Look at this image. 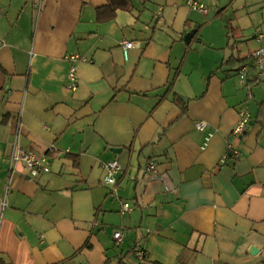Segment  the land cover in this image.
Segmentation results:
<instances>
[{"label":"crops","instance_id":"crops-1","mask_svg":"<svg viewBox=\"0 0 264 264\" xmlns=\"http://www.w3.org/2000/svg\"><path fill=\"white\" fill-rule=\"evenodd\" d=\"M126 1L101 21L109 0H0V264H264V0Z\"/></svg>","mask_w":264,"mask_h":264},{"label":"built area","instance_id":"built-area-1","mask_svg":"<svg viewBox=\"0 0 264 264\" xmlns=\"http://www.w3.org/2000/svg\"><path fill=\"white\" fill-rule=\"evenodd\" d=\"M187 6L192 10V11H197V12H202V13H207L208 9L207 6L202 3L200 0H186ZM3 18V11L0 8V20ZM258 41L261 43V46L252 54L254 63L257 68L256 69V76H255V81L254 83L260 82V80L264 77V32L258 34L257 36ZM121 47L124 52V56L127 59L129 56V51L135 47V43L131 41L124 40L121 42ZM71 61V67L69 70L68 74V81H69V86L72 89H76V84H77V68H76V63L80 60L85 61L86 59L81 57V56H71L70 57ZM247 70V68H246ZM246 76L247 74H242V82H246ZM248 88H251V85H248ZM250 123V116L247 111H241L240 113V120L237 124V126L234 128L233 133L235 135H243L245 132L247 126ZM196 127L198 130L202 131L205 130L207 127L206 122H198L196 124ZM212 134L208 135L206 138V142L204 146H202V149H206L210 140H211ZM14 149L16 150L15 153L12 154V162H23L25 169L27 170L28 174L33 177L37 178L40 174L42 173H49L50 172V162L48 161L46 156H41L36 154L33 151L23 149L20 144L18 138L15 139L14 141ZM235 155H237V152H235ZM105 176H104V183L113 191L117 192L119 189V175L122 172V166L118 160H112L107 162L105 165ZM148 171L150 173L156 172L157 171V164L154 162H151L148 167ZM169 196L172 194L170 193V189L167 187ZM132 210V207L129 203H124L122 207V212L127 213ZM114 239L118 242L122 241L124 237V231L123 230H117L115 231L113 235ZM145 252L143 250H139L136 252L137 258L143 262L145 261Z\"/></svg>","mask_w":264,"mask_h":264},{"label":"trees","instance_id":"trees-1","mask_svg":"<svg viewBox=\"0 0 264 264\" xmlns=\"http://www.w3.org/2000/svg\"><path fill=\"white\" fill-rule=\"evenodd\" d=\"M130 10L131 8L129 7V5L127 4L126 0H109V5L107 7V14L102 16V12H100V16L99 19L101 21L105 20H111L114 19L116 17L117 11L118 10ZM228 27L230 28V23L227 24ZM262 108H264V105L262 106Z\"/></svg>","mask_w":264,"mask_h":264},{"label":"water","instance_id":"water-1","mask_svg":"<svg viewBox=\"0 0 264 264\" xmlns=\"http://www.w3.org/2000/svg\"><path fill=\"white\" fill-rule=\"evenodd\" d=\"M194 33L195 32H191V33L187 34L185 36V41L188 42L192 38V36L194 35ZM114 151L117 152V153H119V152H121V149L115 148ZM250 251L252 253H256L257 252V250L255 248H252Z\"/></svg>","mask_w":264,"mask_h":264},{"label":"rangeland","instance_id":"rangeland-1","mask_svg":"<svg viewBox=\"0 0 264 264\" xmlns=\"http://www.w3.org/2000/svg\"><path fill=\"white\" fill-rule=\"evenodd\" d=\"M197 12V11H196ZM242 49H245L244 47Z\"/></svg>","mask_w":264,"mask_h":264}]
</instances>
